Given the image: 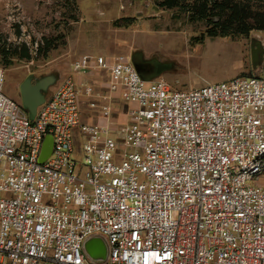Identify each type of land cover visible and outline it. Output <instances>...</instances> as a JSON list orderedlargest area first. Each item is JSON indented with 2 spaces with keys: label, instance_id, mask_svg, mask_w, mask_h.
<instances>
[{
  "label": "built area",
  "instance_id": "2783aa9c",
  "mask_svg": "<svg viewBox=\"0 0 264 264\" xmlns=\"http://www.w3.org/2000/svg\"><path fill=\"white\" fill-rule=\"evenodd\" d=\"M105 73L102 92L135 106L119 136L81 122L83 100L112 113L85 79ZM4 81L0 264H264V69L174 92L125 56H82L34 118Z\"/></svg>",
  "mask_w": 264,
  "mask_h": 264
},
{
  "label": "rangeland",
  "instance_id": "374dc122",
  "mask_svg": "<svg viewBox=\"0 0 264 264\" xmlns=\"http://www.w3.org/2000/svg\"><path fill=\"white\" fill-rule=\"evenodd\" d=\"M122 20L129 25L119 27ZM213 29L182 10L159 8L156 0H0V39L8 47H18V53L27 45L31 54V60L13 59L8 68L0 56L4 94L22 105L20 86L28 77L38 81L52 76L56 82L45 94L48 99L82 56H125L132 65L142 62L151 71L144 80L164 82L174 92L257 75L264 69V58L253 67L251 52L255 41L264 49V31L210 37ZM161 65L167 68L159 73Z\"/></svg>",
  "mask_w": 264,
  "mask_h": 264
},
{
  "label": "trees",
  "instance_id": "16d2710c",
  "mask_svg": "<svg viewBox=\"0 0 264 264\" xmlns=\"http://www.w3.org/2000/svg\"><path fill=\"white\" fill-rule=\"evenodd\" d=\"M165 10L179 9L189 14L193 21H207L214 27L210 37L248 36L252 31H264V0H156ZM123 22V23H121ZM128 20L118 22L127 27ZM2 65L8 68L13 59L31 60L27 45L17 48L7 46L0 39Z\"/></svg>",
  "mask_w": 264,
  "mask_h": 264
},
{
  "label": "water",
  "instance_id": "95a60500",
  "mask_svg": "<svg viewBox=\"0 0 264 264\" xmlns=\"http://www.w3.org/2000/svg\"><path fill=\"white\" fill-rule=\"evenodd\" d=\"M252 52V63L253 67L256 68L258 63L264 58V49L262 43L255 41L251 44ZM136 72L142 75L141 66L138 64L133 65ZM166 66L159 67V73L162 69H166ZM33 78L28 77L20 86L22 107L27 111L31 118L36 116L38 108H40L45 102V93L49 87L56 82L55 77H45L33 84ZM52 153V138L47 136L43 143V148L39 163L43 164ZM84 249L87 255L96 262H102L106 259L107 248L104 242L99 238L89 239L84 243Z\"/></svg>",
  "mask_w": 264,
  "mask_h": 264
},
{
  "label": "crops",
  "instance_id": "0c3cea01",
  "mask_svg": "<svg viewBox=\"0 0 264 264\" xmlns=\"http://www.w3.org/2000/svg\"><path fill=\"white\" fill-rule=\"evenodd\" d=\"M108 59L111 58L108 57ZM76 79L78 81L81 80V78L79 77H76ZM85 79L94 86L96 93L101 94L100 98L96 97L97 100L99 99L98 101L100 105L110 106L112 109V113L110 117H104L99 111H93L90 113L89 108L85 103V100H83L81 105L83 111V114L81 116L82 124L108 126L113 132L114 136H119L123 134L126 131L130 122L129 110L133 109L135 106L133 104H125L118 97L116 96L111 97L109 96V94L102 92L106 89L104 83H107L110 80L109 74L105 73V74H101L100 77L97 78L86 77ZM75 140L77 143L79 142L78 132L75 134Z\"/></svg>",
  "mask_w": 264,
  "mask_h": 264
},
{
  "label": "flooded vegetation",
  "instance_id": "af4514ba",
  "mask_svg": "<svg viewBox=\"0 0 264 264\" xmlns=\"http://www.w3.org/2000/svg\"><path fill=\"white\" fill-rule=\"evenodd\" d=\"M141 64H140V66H141V69H142V75H141V77H146V76H148L150 73H151V71H148L147 70V68H146V66H145V64H143L142 62H140ZM33 82V84L36 82V81H32ZM47 93V92H46ZM45 93V94H46Z\"/></svg>",
  "mask_w": 264,
  "mask_h": 264
}]
</instances>
